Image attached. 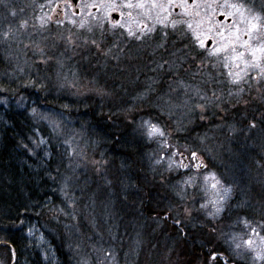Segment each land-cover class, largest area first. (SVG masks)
I'll use <instances>...</instances> for the list:
<instances>
[{
	"label": "rangeland",
	"instance_id": "1",
	"mask_svg": "<svg viewBox=\"0 0 264 264\" xmlns=\"http://www.w3.org/2000/svg\"><path fill=\"white\" fill-rule=\"evenodd\" d=\"M231 4H243L245 20ZM77 9L70 0H0V109L29 120L23 150L47 180L42 211H27L22 234L45 264H189L164 215H145L125 196L134 177L159 191L165 215L225 257L207 264H264V75L246 67L252 57L235 40L237 27L248 39L252 17L264 25V0H80ZM250 43H264V27ZM116 86L136 111L120 107ZM86 100L121 109V125L145 145L134 165L119 167L106 137L68 110ZM146 103L173 129L147 118ZM191 124L208 133L198 151L177 138ZM150 125L165 136L149 135ZM114 196L122 211H107ZM0 264L27 262L0 244Z\"/></svg>",
	"mask_w": 264,
	"mask_h": 264
},
{
	"label": "trees",
	"instance_id": "2",
	"mask_svg": "<svg viewBox=\"0 0 264 264\" xmlns=\"http://www.w3.org/2000/svg\"><path fill=\"white\" fill-rule=\"evenodd\" d=\"M153 48L154 46L151 47V50ZM153 53L157 56V51H153ZM1 71L2 67L0 66ZM105 82L108 85H116L119 81L108 78ZM2 87L6 90L4 85ZM115 90V99L120 98V101H124L125 103V105H120V107L124 106L127 110V106H129V110H137L132 104L126 103L128 93H122L117 86ZM68 107V110L76 109L81 114L86 126L94 129L96 134L98 133L96 136L106 137L105 140L109 141L108 144L111 146V149H114L113 160L115 163L118 162L119 167H122L121 164H124V166L129 168L136 163V154L140 150L139 143L142 142L137 140L135 136H130L126 132L127 129L121 125L122 120L119 116L121 109L117 108V104H114V101L97 104L93 101L86 100L80 102V104L69 103ZM159 109V105H152L150 103H146L144 108H142L147 118L156 122L157 125H161L167 131L169 129L167 128L168 123L171 121L166 120L165 113ZM133 116L130 118L131 121H134L132 119ZM29 128H31L29 120L25 116L16 114L9 109H0V244L4 248L9 249L10 253L12 250L16 258L25 259L27 264H45L34 243L22 234V229L18 228L19 223L27 215V211H42L38 207L41 204L40 199H44L47 190V188H43L47 180L42 183L39 181L37 173L31 172L30 165L27 162V155L23 150ZM206 137H208V133L204 132L202 134L201 130L192 126L189 130L184 129L182 132L178 131L177 138L180 143L184 144L191 151H198L200 150L199 146L201 143L208 146V142L204 140ZM199 139H201V142H199ZM144 146L142 143V148H145ZM52 168L53 165L50 164V170ZM118 172L120 176L117 177L123 178L124 176H122L121 171L118 170ZM132 180L139 191L136 193L137 189H131L132 191H127L128 193L126 192L125 196H128L130 193L132 196L130 197L133 198L137 205L139 201L140 209L143 210L142 212L145 215L156 216L157 213H159L158 217L164 215L163 221L176 234L173 242L178 241L184 247L185 257L190 258L188 261L189 264L206 263V259L210 255L216 254L218 250L210 245L204 236L196 239L195 236L188 235V231L186 233L182 226L165 215V200L158 190L148 185L146 181L139 182L138 178L135 181L134 177ZM132 187L135 186L132 185ZM50 198L54 201L57 199L54 193H52ZM116 198L114 196L110 203V198L108 197L109 204L106 205L107 211H122V206ZM43 211H46V209ZM40 216L42 217V214Z\"/></svg>",
	"mask_w": 264,
	"mask_h": 264
},
{
	"label": "snow or ice",
	"instance_id": "3",
	"mask_svg": "<svg viewBox=\"0 0 264 264\" xmlns=\"http://www.w3.org/2000/svg\"><path fill=\"white\" fill-rule=\"evenodd\" d=\"M187 2H188V0H181L182 4H186ZM169 3H175V0H169ZM126 6L131 7L132 5H131V3H129ZM138 6L143 7V4L141 3ZM154 6H155V0H154ZM229 6L235 8L237 11L240 12L242 21L246 19L244 17V13L242 11V9L244 7L243 4H231ZM259 20H260V17H258V16L252 17L250 20H248L247 28L244 30V35L248 37V39H246V40H242L241 41V37L239 35L241 30L237 27L236 34H235V40L236 41H240V46L248 49L249 50V54L252 57V60L250 62L245 61L246 67L251 66V67L259 68L260 74L264 75V66H262L261 63H260L261 60H264V43H261V44L257 45L256 47H253L251 45V43H250V41L252 40V33L255 32V31H258L261 27H264V25H261L259 23ZM178 23H181V22L180 21H173L172 22L173 29H175V27H176V25ZM23 26L24 25L22 24V27ZM187 27L188 28H192V25L188 24ZM128 32H129L130 36L135 35V33H133L131 31V29H128ZM165 35H167V33H165ZM136 38L139 39L140 37L137 36ZM196 39L199 40L200 46L203 47L204 46V41L200 40L198 35L196 36ZM217 51H219V49ZM233 51H235L234 43H233ZM243 56H244V53L240 52L235 57H233V59H242ZM227 59H229V57L226 56L225 60H227ZM236 66L239 67V65H236ZM229 75H232V73L230 72ZM239 75H240L239 73H236L237 77H239ZM233 82L235 83V82H238V81L234 80ZM252 127H255V124H253ZM150 129L151 130L149 132V135L158 134L160 137H164L165 136L164 131L162 129H160L159 127H157L156 125H150ZM192 157L193 158H197V154L195 152H193L192 153ZM159 162L160 161H157V163H159ZM181 165L183 166V162H181ZM169 168H171V164H169ZM213 179H215L214 176H213ZM217 183H218V181H217ZM213 187H215V184L213 185ZM202 207H203V205H202ZM217 211H219V209H217ZM262 239H264V238H262ZM246 243L251 244L252 241L249 240V241H246ZM237 247H239V245H237ZM213 259H215V256H213Z\"/></svg>",
	"mask_w": 264,
	"mask_h": 264
},
{
	"label": "water",
	"instance_id": "4",
	"mask_svg": "<svg viewBox=\"0 0 264 264\" xmlns=\"http://www.w3.org/2000/svg\"><path fill=\"white\" fill-rule=\"evenodd\" d=\"M72 2V5H73V8H74V12L75 13H78V9H77V4L79 3L80 0H70ZM180 159L183 161V162H186V158L184 155L180 156ZM192 161L194 163V165H198L199 161L197 158H192ZM183 168V167H182ZM200 169H203L204 166L203 165H200L199 167ZM213 256H215V258H218L220 259L221 261H224L225 260V257L223 255H217V254H213L210 258L213 259Z\"/></svg>",
	"mask_w": 264,
	"mask_h": 264
}]
</instances>
